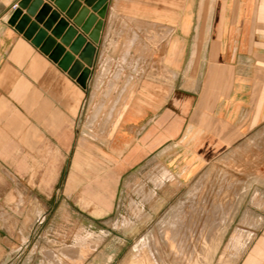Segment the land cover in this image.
I'll list each match as a JSON object with an SVG mask.
<instances>
[{
  "label": "rangeland",
  "instance_id": "374dc122",
  "mask_svg": "<svg viewBox=\"0 0 264 264\" xmlns=\"http://www.w3.org/2000/svg\"><path fill=\"white\" fill-rule=\"evenodd\" d=\"M206 2L121 1L141 31L126 49L115 42L104 54L76 118L31 106L28 129L14 132L0 153V264H241L264 222V124L206 162L190 160L178 139L169 154L150 144L178 132L182 99L169 120L162 113L137 139L120 125L123 115L133 117L124 112L138 100L130 97L135 78L149 69L140 65L149 41L158 74L179 73L177 86L185 84L186 65H160L162 30L172 23L175 63L198 58L192 49L204 39ZM130 58L137 65L115 64Z\"/></svg>",
  "mask_w": 264,
  "mask_h": 264
},
{
  "label": "crops",
  "instance_id": "0c3cea01",
  "mask_svg": "<svg viewBox=\"0 0 264 264\" xmlns=\"http://www.w3.org/2000/svg\"><path fill=\"white\" fill-rule=\"evenodd\" d=\"M20 1L0 0L2 154L8 152L5 146L10 144L9 140L13 139L14 132L22 133L25 128L28 129L24 122L25 120L29 122L30 113L35 111L31 106H37L36 110L39 113L47 112L49 110L47 108L50 107L55 113H66L73 117L78 114L87 94V86L83 87L23 32L9 23L6 16ZM77 1L81 6L76 15L85 8L87 14L84 21L91 14L96 15L98 20L101 19L98 11H94L87 0ZM121 1L123 0H107V9L102 18L103 26L97 43L89 37V33L75 23V18L67 16L66 12L52 0H43L44 4L51 7L45 17L37 19L42 9L40 7L37 14L30 16V19L43 29L52 11H56L59 13V19H65L69 26L76 28L79 34L84 35L87 41L96 46L87 79L89 85L93 75L104 62V54L112 48L111 45L118 42L117 49H126L129 38L141 31L135 28L133 22L128 21V16L120 7ZM200 1L211 3V14L207 28L204 29L205 35L203 34L201 46L195 47L199 42H194L192 50L201 51L198 58L193 56L187 58L186 62L182 60L175 63L172 54L169 53L174 49L172 23L165 22L162 30L166 57L162 59L160 65L165 66L166 71H173L174 65H186V70H183L184 68L181 70L183 71L181 79L185 84L177 86L179 73L170 78L158 74L157 45L149 41L146 46L150 57L140 60V65L149 69L146 74L137 75L135 78L130 97L138 100L132 104L134 108L130 107L124 112L133 114V117L123 115L120 121L122 126L128 124L123 128L124 132L129 133L133 130V139H137L148 127L151 129L152 124H158L162 113L165 112L169 120L175 114L171 111L174 110V99H182L181 126L178 132L176 134L167 132L165 141L158 142L155 139L150 144L165 145L169 154L173 146L179 143L184 155L189 156L194 162H206L215 158L227 147L236 145L246 131L264 124V0ZM26 14L27 10L23 9V15ZM146 20L151 25L155 23L151 16ZM58 21H55L52 28L47 29L49 36H53ZM151 25L145 28V32L147 30L152 32ZM191 32L192 27H187L185 34L189 35ZM122 35H125L124 38ZM55 39L60 43V38ZM136 48L137 45L132 47L133 50ZM65 49L68 51L69 46H65ZM75 58L78 60L77 55ZM137 61L136 58H130L127 61L119 60L115 64L137 65ZM194 66L199 68L196 72L192 68ZM175 139L179 142L177 143ZM78 156L80 157V154ZM241 264H264V222L257 230Z\"/></svg>",
  "mask_w": 264,
  "mask_h": 264
},
{
  "label": "water",
  "instance_id": "95a60500",
  "mask_svg": "<svg viewBox=\"0 0 264 264\" xmlns=\"http://www.w3.org/2000/svg\"><path fill=\"white\" fill-rule=\"evenodd\" d=\"M52 1L62 11H65L67 16L75 18V23L81 26L86 33H89V37L95 43L99 42L103 26L102 18L105 16L107 9V0H87V3L93 6V10L98 11L101 19L98 20L96 15L91 14L86 21H84V16L87 14V9L83 8L76 15L81 6L79 1ZM40 7L42 9L37 19L41 20L51 10V7L48 4H44L43 0H21L6 18L10 24L23 32L28 39L55 61L59 67L67 71L69 75L77 79L85 87L90 74V67L93 64L96 46L92 42L87 41L84 35L79 34L76 28L69 26L65 19H59V13L56 11H52L44 28L40 29L38 24L32 22L30 19V16L37 14ZM23 9L27 10L26 15H23ZM57 20L59 21L53 30V36H49L47 29L52 28ZM55 38H60V43H57ZM65 45L69 46L68 51H66ZM76 54L79 56L78 60L75 58Z\"/></svg>",
  "mask_w": 264,
  "mask_h": 264
},
{
  "label": "bare ground",
  "instance_id": "6f19581e",
  "mask_svg": "<svg viewBox=\"0 0 264 264\" xmlns=\"http://www.w3.org/2000/svg\"><path fill=\"white\" fill-rule=\"evenodd\" d=\"M207 3V2H206ZM209 3V2H208ZM205 5H207L208 6V4H205ZM206 7V6H205ZM211 7V6H210ZM207 8V7H206ZM208 9V8H207ZM206 13V12H205ZM208 13V12H207ZM206 19H207V17H206ZM206 21V20H205ZM206 23V22H205ZM208 32V31H207ZM66 46V45H65ZM77 55V54H76ZM77 58H79V56L77 55ZM165 227V226H164ZM161 262V261H160Z\"/></svg>",
  "mask_w": 264,
  "mask_h": 264
}]
</instances>
